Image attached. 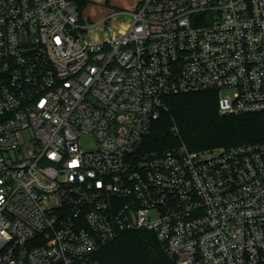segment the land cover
<instances>
[{
    "label": "built area",
    "instance_id": "1",
    "mask_svg": "<svg viewBox=\"0 0 264 264\" xmlns=\"http://www.w3.org/2000/svg\"><path fill=\"white\" fill-rule=\"evenodd\" d=\"M128 15L90 41L72 1L0 0V264H94L139 230L174 264H264V142L144 144L171 95L264 112V0H140Z\"/></svg>",
    "mask_w": 264,
    "mask_h": 264
},
{
    "label": "trees",
    "instance_id": "2",
    "mask_svg": "<svg viewBox=\"0 0 264 264\" xmlns=\"http://www.w3.org/2000/svg\"><path fill=\"white\" fill-rule=\"evenodd\" d=\"M70 1V0H69ZM81 13L88 0H71ZM145 140L149 152L190 151L264 142V112L220 115L214 91L171 95ZM175 129V130H174ZM94 264H174L152 232L125 233L93 254Z\"/></svg>",
    "mask_w": 264,
    "mask_h": 264
},
{
    "label": "rangeland",
    "instance_id": "3",
    "mask_svg": "<svg viewBox=\"0 0 264 264\" xmlns=\"http://www.w3.org/2000/svg\"><path fill=\"white\" fill-rule=\"evenodd\" d=\"M137 1L138 0H88L87 5L81 12V23L85 26L82 37L90 41L103 39L102 22L104 19H110L111 26L115 29L130 22L131 19L128 13L135 10V3H137ZM83 147L86 149L92 148L93 141L91 139H85ZM213 149L226 148L215 147L205 150Z\"/></svg>",
    "mask_w": 264,
    "mask_h": 264
},
{
    "label": "crops",
    "instance_id": "4",
    "mask_svg": "<svg viewBox=\"0 0 264 264\" xmlns=\"http://www.w3.org/2000/svg\"><path fill=\"white\" fill-rule=\"evenodd\" d=\"M140 2V0L137 1V3H135V7L137 6V4ZM127 24V23H126Z\"/></svg>",
    "mask_w": 264,
    "mask_h": 264
}]
</instances>
